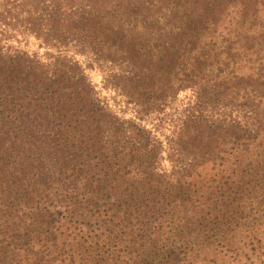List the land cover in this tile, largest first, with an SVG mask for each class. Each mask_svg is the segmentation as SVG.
Instances as JSON below:
<instances>
[{
	"label": "trees",
	"instance_id": "16d2710c",
	"mask_svg": "<svg viewBox=\"0 0 264 264\" xmlns=\"http://www.w3.org/2000/svg\"><path fill=\"white\" fill-rule=\"evenodd\" d=\"M263 217L264 0H0V264H199Z\"/></svg>",
	"mask_w": 264,
	"mask_h": 264
},
{
	"label": "rangeland",
	"instance_id": "374dc122",
	"mask_svg": "<svg viewBox=\"0 0 264 264\" xmlns=\"http://www.w3.org/2000/svg\"><path fill=\"white\" fill-rule=\"evenodd\" d=\"M16 45L19 44L22 48H25L29 51H45L44 47H40L37 44V40L33 39L32 37H29L28 41H22L21 43H16ZM78 58H80L82 61H86V57H83L79 54H76ZM103 69L104 67L94 66L93 68L88 69V73L91 76L92 80L94 81L95 85L97 86V89L99 91V94L101 97H107L109 98V101L112 105V107L118 111L120 114H124L125 117L131 116L132 114V105L127 104L124 102L123 98L118 99V104H114L112 97H114L115 92H113L111 89L104 87L103 85ZM189 92L181 93L180 99L183 102H186L189 97ZM153 118L148 121H157V118L155 116H152ZM147 121V122H148ZM159 121V120H158ZM150 122H148L150 124ZM151 125V124H150ZM165 131L168 133V130L165 128ZM264 219V217H263ZM262 234H264V226L262 229ZM260 236V233L258 237ZM216 258L213 261H202L199 264H264V235L260 242H258L257 238H248L246 240L245 245H239L238 247H234L233 250H225L224 248L218 249L217 255H215Z\"/></svg>",
	"mask_w": 264,
	"mask_h": 264
}]
</instances>
